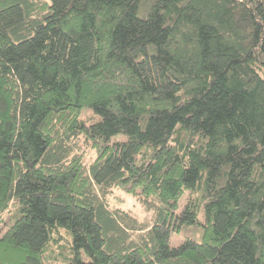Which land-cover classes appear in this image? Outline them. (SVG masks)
<instances>
[{"label": "trees", "instance_id": "obj_1", "mask_svg": "<svg viewBox=\"0 0 264 264\" xmlns=\"http://www.w3.org/2000/svg\"><path fill=\"white\" fill-rule=\"evenodd\" d=\"M1 232L0 264H264V0H0Z\"/></svg>", "mask_w": 264, "mask_h": 264}, {"label": "rangeland", "instance_id": "obj_2", "mask_svg": "<svg viewBox=\"0 0 264 264\" xmlns=\"http://www.w3.org/2000/svg\"><path fill=\"white\" fill-rule=\"evenodd\" d=\"M80 118L82 120H85L86 123H90L92 121H95L98 116L91 110V108L85 106L82 108L81 110V114H80ZM125 140L126 139V135L125 134H117L115 136L112 137V140ZM88 156H91V152L89 151ZM86 162L88 161V158L85 159ZM189 195V191L185 190V192L181 195V197L178 199L177 201V206H176V213H179L180 211H182V209L184 208L186 202H187V198ZM113 198H112V202L116 205H120L123 208H130L132 210V212L140 219H142L143 221H147L150 217V214H152V210L148 211L146 209H144L139 202H136V199L133 198L132 196H128L126 194H124L121 190L117 189L114 191L113 193ZM198 220L200 222L204 221V214H203V210L200 209L198 212ZM2 234V232L0 233V235ZM137 234V233H136ZM184 240V237L177 234V233H173L170 236L169 239V244L171 246H177L179 245L182 241Z\"/></svg>", "mask_w": 264, "mask_h": 264}]
</instances>
